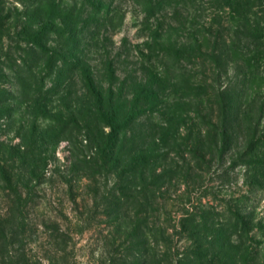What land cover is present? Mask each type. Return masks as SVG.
<instances>
[{
	"label": "rangeland",
	"instance_id": "obj_1",
	"mask_svg": "<svg viewBox=\"0 0 264 264\" xmlns=\"http://www.w3.org/2000/svg\"><path fill=\"white\" fill-rule=\"evenodd\" d=\"M39 1L0 0V264H264V0H98L43 46Z\"/></svg>",
	"mask_w": 264,
	"mask_h": 264
},
{
	"label": "trees",
	"instance_id": "obj_2",
	"mask_svg": "<svg viewBox=\"0 0 264 264\" xmlns=\"http://www.w3.org/2000/svg\"><path fill=\"white\" fill-rule=\"evenodd\" d=\"M211 4L215 5L217 9L220 11L225 10L226 7L229 10L237 8L238 3L242 1L241 7L244 11V15H250V11L252 9V3L254 0H209ZM57 0H40L33 7L34 22L35 28H29L28 22L24 23L25 30H27V36L32 42H26L27 44L32 43L33 45L43 46L40 40V36H42L43 32H48L50 35L53 34L59 38H77L81 37L82 33L89 29L93 35H96L100 31L103 30V21L99 19L98 13L102 10V6L98 3V0H82L79 3V8L74 6L71 9H64L57 5ZM134 3L138 4L139 2L135 1ZM143 5H141L145 16L148 20H158L156 18H165L168 15H171L172 20L175 21L176 16H179V12L183 7H179L178 3L173 2L171 0H144ZM140 5V4H138ZM181 5V4H180ZM165 9L173 10L172 12H167ZM109 12V11H108ZM107 12V13H108ZM233 14L237 13L235 10H232ZM84 14L86 18H84ZM28 16H31L29 13ZM89 17V18H87ZM31 27V26H30ZM162 35V34H160ZM1 41V40H0ZM35 43V44H34ZM64 47V46H63ZM111 68V67H110ZM113 70V68H112ZM85 88L89 86L92 88L95 86V81L92 78L84 84ZM99 93V92H98ZM136 94V92H134ZM108 98H105L102 93L96 95L95 102H93L94 106L89 107L88 113L90 115L99 114L101 117L100 126H109L114 128L115 117L112 116L110 112L111 106L108 105L109 100L114 98V92L110 91ZM108 100V107L102 108L105 104V100ZM102 111V112H101Z\"/></svg>",
	"mask_w": 264,
	"mask_h": 264
}]
</instances>
